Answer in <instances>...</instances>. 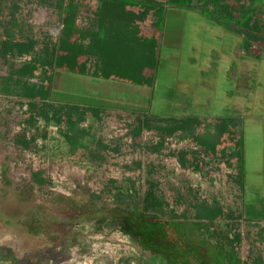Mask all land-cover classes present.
I'll use <instances>...</instances> for the list:
<instances>
[{"label": "crops", "instance_id": "1", "mask_svg": "<svg viewBox=\"0 0 264 264\" xmlns=\"http://www.w3.org/2000/svg\"><path fill=\"white\" fill-rule=\"evenodd\" d=\"M0 62L7 188L158 218L235 194L202 232L264 264V0H0Z\"/></svg>", "mask_w": 264, "mask_h": 264}, {"label": "rangeland", "instance_id": "2", "mask_svg": "<svg viewBox=\"0 0 264 264\" xmlns=\"http://www.w3.org/2000/svg\"><path fill=\"white\" fill-rule=\"evenodd\" d=\"M79 190H83L82 186L71 196L43 197L35 194L28 179L22 178L16 187L7 188L0 178V264H174L126 231L124 213L131 210L129 206L108 204L102 197ZM209 198L206 202L214 207L226 202V196L218 193ZM197 200L189 212H167L160 217L162 220L159 218L162 223L178 218L181 224L179 228L166 224L169 229L165 234L177 242L185 264H224L216 255L212 261L203 249L217 247L220 242L215 235L207 237L195 226L200 224L196 208L204 203L203 198ZM135 211L144 218L156 216L150 210ZM232 212L228 211L233 215ZM201 222L205 227L215 226L212 221ZM181 230L197 232L199 243H193L191 238L189 245L179 235ZM238 260L243 264L242 259Z\"/></svg>", "mask_w": 264, "mask_h": 264}, {"label": "trees", "instance_id": "3", "mask_svg": "<svg viewBox=\"0 0 264 264\" xmlns=\"http://www.w3.org/2000/svg\"><path fill=\"white\" fill-rule=\"evenodd\" d=\"M66 36L67 39L62 40L61 46H64L67 50H69L71 46L69 40L71 37V33L69 32V30L66 32ZM80 49H82L81 46ZM56 68H58V66H56ZM54 69L55 67L49 66L48 75H50L51 71H53ZM124 215L126 231L132 235L138 236L142 244H144L148 249L154 251L157 254L166 256L168 260L174 262V264L186 263L185 255L181 252V248L178 247L177 242L169 239V237L165 234V232L169 229L166 226V223H162L161 220L156 216L152 218H144L141 214L134 210L126 211ZM225 216L226 213L221 209L201 204L197 206L195 213V217L200 220V224H195V226L199 227L200 230H202L203 228L206 229L201 221H213L219 218H224ZM180 225L181 224L179 223H174L171 226L174 228H179ZM178 233L180 236L184 237L186 241H188V244L192 242V240H189L191 238L194 240L193 243H199L197 241L198 238L195 237V233L197 232L187 233L181 230ZM154 242L160 243L162 249H156L155 247H153ZM187 243L186 245L189 247L190 244L188 245ZM203 249L206 251V255L212 259V261L215 260L214 255L217 254V256L222 257L221 252H224V248L220 244L217 247H203ZM227 260L229 262H232L233 264L240 263V260H238V258L230 253L227 255Z\"/></svg>", "mask_w": 264, "mask_h": 264}, {"label": "built area", "instance_id": "4", "mask_svg": "<svg viewBox=\"0 0 264 264\" xmlns=\"http://www.w3.org/2000/svg\"><path fill=\"white\" fill-rule=\"evenodd\" d=\"M6 73V67L3 65L2 62H0V76H3ZM173 143H178V142H173ZM10 152L11 153H16L17 151H15V149L10 148ZM211 172L214 174L213 176H215L217 178V180L219 181L222 177V172L218 169H216V167H212ZM238 200H237V196L235 194H226V202H222L220 203L219 207H214L213 208H218L221 209L223 212H225L227 214L226 218H219L216 220H213L212 222H214L215 224V228L218 231H221V228L223 226V224H229L231 223L233 220L232 218H230V216L235 215L236 213H238L239 211H237L238 208ZM239 209V208H238ZM231 210L233 211V215L231 213H228V211ZM234 212H236L234 214ZM205 221V220H204ZM209 221V220H206ZM220 245H222L223 247L227 248L229 247V242L224 241V240H220ZM238 246V245H237ZM243 244H241L238 248H237V257L242 259L243 264H249V259H248V255L246 253V251L243 249ZM239 248H241V251L239 250Z\"/></svg>", "mask_w": 264, "mask_h": 264}, {"label": "flooded vegetation", "instance_id": "5", "mask_svg": "<svg viewBox=\"0 0 264 264\" xmlns=\"http://www.w3.org/2000/svg\"><path fill=\"white\" fill-rule=\"evenodd\" d=\"M153 247H155L156 249H162V246L158 242H154Z\"/></svg>", "mask_w": 264, "mask_h": 264}, {"label": "bare ground", "instance_id": "6", "mask_svg": "<svg viewBox=\"0 0 264 264\" xmlns=\"http://www.w3.org/2000/svg\"><path fill=\"white\" fill-rule=\"evenodd\" d=\"M24 243V242H23Z\"/></svg>", "mask_w": 264, "mask_h": 264}]
</instances>
